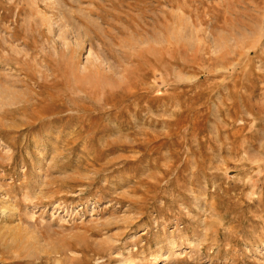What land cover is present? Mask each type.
<instances>
[{
  "label": "rangeland",
  "instance_id": "obj_1",
  "mask_svg": "<svg viewBox=\"0 0 264 264\" xmlns=\"http://www.w3.org/2000/svg\"><path fill=\"white\" fill-rule=\"evenodd\" d=\"M0 264H264V0H0Z\"/></svg>",
  "mask_w": 264,
  "mask_h": 264
}]
</instances>
